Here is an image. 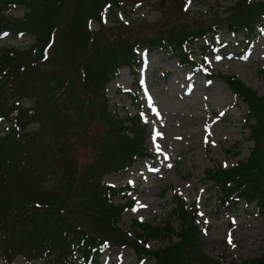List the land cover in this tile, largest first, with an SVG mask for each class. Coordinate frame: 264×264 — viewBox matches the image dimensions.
<instances>
[{"label":"rangeland","instance_id":"1","mask_svg":"<svg viewBox=\"0 0 264 264\" xmlns=\"http://www.w3.org/2000/svg\"><path fill=\"white\" fill-rule=\"evenodd\" d=\"M125 1L119 7L112 6L108 14L102 15L101 21L89 20L88 28L99 31L102 25L107 35L113 31L120 41L132 37L142 42L170 32L173 25L197 28L215 23L217 33L210 36V42L216 46L209 51H194L196 64L181 67L168 52L157 47L143 49L140 45L141 62L134 77L129 74L128 65L123 64L116 69L117 74L112 80L103 85L107 109L121 117L134 115L136 108L131 98L120 93L119 88L136 92L142 123L147 129L144 146L148 156L138 157L135 163L123 169H115L109 164L111 162L97 158L99 149L94 139L105 142L106 125L97 113L80 119V99L85 97L83 78L70 71V84L66 87L68 83L64 77L59 83L47 80L45 75L36 76L32 91L19 100L21 111L38 108V102L42 105L39 122L28 114L20 118L24 125L20 127V133L26 138L30 135L29 144L38 153L29 157L32 162L29 179L32 178L34 185L40 188L38 193L46 195V190L54 187L60 193L66 191L70 197L79 178L94 176L106 184L125 189L130 184L136 191L115 196L112 202L119 207L130 200L131 205L119 214L116 226L121 233L128 232L132 237L135 236L130 225L134 219L144 222L167 219L179 229V219L171 211V202L176 192L184 193L191 202L199 203L195 224L201 228L199 243L207 256L225 264H239L242 260L261 256L264 251V214L254 203L248 205L242 199L222 207L212 182L206 177V169L232 167L238 161L246 160L253 147L249 124L244 122L248 111L246 103L238 99L225 82L208 75L210 71L234 74L259 95H264V19L258 30L233 34L227 21L239 11L240 0ZM26 11L24 5L13 4L0 14L19 18ZM56 35L46 61L39 62V68L58 70L68 57L78 52L82 34L77 20L63 32L57 31ZM217 42H221L220 45ZM33 43V37L27 33L0 34V47L25 49ZM56 85L62 94L50 96L53 92L50 88ZM101 99L100 95L94 97L95 111ZM49 100L52 108L56 105V113L50 114L45 108L44 105L49 106ZM7 126V123L0 124V135ZM0 193L4 191L0 190ZM6 195H9L8 191ZM88 227L97 234L100 230L91 223ZM112 238L110 233L105 236L112 244L106 242L99 257L101 264H156L152 255L139 260L134 249ZM176 240L175 236H165L147 239L141 245L153 251ZM22 261V256H17L12 262H6L0 255V264H22Z\"/></svg>","mask_w":264,"mask_h":264},{"label":"trees","instance_id":"2","mask_svg":"<svg viewBox=\"0 0 264 264\" xmlns=\"http://www.w3.org/2000/svg\"><path fill=\"white\" fill-rule=\"evenodd\" d=\"M125 3V0H0V11L8 10L12 4L28 8L22 18L0 14V33L22 32L34 39V43L25 50L5 45L0 48V121L7 120L11 124L0 136V190L4 191L0 193V255L7 262L22 256L23 264L34 261L44 264H101L99 257L106 242L111 243L105 236L110 233L115 242L134 249L139 259L152 255L156 264H225L204 253L199 243L200 229L195 224L199 205L195 201L189 202L182 193L176 192L171 202V211L179 219V229L167 219L158 222L134 219L130 225L135 236L132 237L128 232L121 233L116 226L119 214L131 204L130 200L119 207L112 202L115 196H126L132 190L131 186L128 185V189L115 188L101 178L89 176L78 179L70 197L66 191L60 193L54 187L52 190L48 188L46 195L38 193L40 188L34 185L32 178L29 179L28 169L32 163L29 157L35 149L29 144L30 136L26 138L19 134L18 126L21 115L28 114L39 122L42 105L38 102V108H27L26 113L19 110L17 102L22 95L27 96L32 91L36 76L45 75L47 80L59 83L64 77L68 83L66 87L70 84V71L83 78L85 97L80 99V119L97 113L106 125L105 142L94 139L99 149L97 158L111 162L109 164H113L115 169H123L135 163L138 157L148 156L144 146L147 129L142 123L137 93L119 88L137 108L134 115L121 117L107 109L103 85L112 80L117 74L116 69L123 64L128 65L129 73L134 77L141 62L138 50L144 47H157L168 52L182 67L196 64L194 51L209 50L211 40L207 38L216 32L215 23L197 28L173 25L170 32L154 35L142 42L132 37L120 41L113 31L107 35L102 25L99 31L88 28L89 18L99 22L112 6L119 7ZM263 18L264 0H240V9L230 17L227 26L234 33L245 31L249 34ZM74 20L80 23L82 34L78 52L68 57L58 70L39 68V62L46 59L47 49L54 43L57 31L63 32ZM112 22L117 23L115 19ZM210 77L225 82L230 91L246 103L248 111L244 122L249 124L253 147L246 160L238 161L232 167L207 168L206 177L212 182L223 207L242 199L248 205L254 203L264 214V95L243 84L234 74L212 72ZM50 89L53 91L50 96L62 94L57 85ZM97 95L103 99L95 111L93 104ZM51 104L49 100V106H44L50 114L56 113V105L52 108ZM90 223L97 230V226L100 228L98 234L88 227ZM165 236H175L177 240L153 251L141 245L147 239ZM239 264H264V251L261 256L242 260Z\"/></svg>","mask_w":264,"mask_h":264},{"label":"snow or ice","instance_id":"3","mask_svg":"<svg viewBox=\"0 0 264 264\" xmlns=\"http://www.w3.org/2000/svg\"><path fill=\"white\" fill-rule=\"evenodd\" d=\"M221 115H223V113H221ZM156 135H161L160 133H156ZM157 150H159V146H157ZM133 211H135V209H133ZM229 243H231V240H229Z\"/></svg>","mask_w":264,"mask_h":264},{"label":"bare ground","instance_id":"4","mask_svg":"<svg viewBox=\"0 0 264 264\" xmlns=\"http://www.w3.org/2000/svg\"><path fill=\"white\" fill-rule=\"evenodd\" d=\"M146 264H148V263H146Z\"/></svg>","mask_w":264,"mask_h":264}]
</instances>
